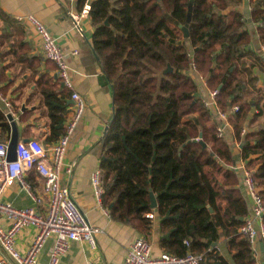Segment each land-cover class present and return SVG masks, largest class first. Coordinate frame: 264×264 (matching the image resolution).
I'll return each instance as SVG.
<instances>
[{
  "label": "trees",
  "instance_id": "16d2710c",
  "mask_svg": "<svg viewBox=\"0 0 264 264\" xmlns=\"http://www.w3.org/2000/svg\"><path fill=\"white\" fill-rule=\"evenodd\" d=\"M247 1L248 18L237 9L243 0H192L188 37L180 26L190 0L87 2L91 46L112 90V114L98 142L101 203L112 220L141 234L150 224L145 214L152 212L163 252L202 253L205 264L257 262L254 245L238 232L249 209L230 167L236 162L233 142L217 135L220 120L203 105L200 83L189 73L194 63L207 87L218 90L220 109L238 106L229 118L233 137L264 198V123L241 134L255 99L247 100L238 60L251 52L254 35L264 50V0ZM85 4L76 0V10ZM35 83L49 118L50 143L65 132L70 93L47 74ZM9 131L0 105V140ZM221 238L223 252L216 246Z\"/></svg>",
  "mask_w": 264,
  "mask_h": 264
},
{
  "label": "crops",
  "instance_id": "0c3cea01",
  "mask_svg": "<svg viewBox=\"0 0 264 264\" xmlns=\"http://www.w3.org/2000/svg\"><path fill=\"white\" fill-rule=\"evenodd\" d=\"M75 1L0 0V13L8 18V21H5L0 14V105L6 114L12 115L16 123L18 141L35 138L44 145L54 142L46 141L51 128L42 95L35 81L42 74L52 76L54 79L58 78L55 65L42 55L33 28L16 20L18 15L33 14L57 38L70 66L74 89L85 103L84 112L72 131L64 156V165H70L71 172L67 173L63 170L61 184L69 188L72 197L90 223L102 230L95 235L94 248L84 241L70 242L59 264H83L86 260H92L95 264H124L129 244L139 235L147 236L153 254H159L164 250L159 243L160 232L155 217L150 218L148 231L141 234L129 224L112 220L109 213H104L105 207L102 203L101 205L98 203L93 194L90 175L94 170L100 169L101 150L98 142L112 114V90L102 73L101 59L91 46L93 27L89 16L81 17L77 25L69 16V12H80L76 10ZM237 9L248 18L250 6L247 0H243ZM251 29L254 30L253 25ZM12 49H15V53H12ZM249 49L251 52L238 60V66L243 70L241 79L245 81L246 91L249 92L246 95L247 100L255 99L248 114L251 120L243 126L246 131L264 123V50L255 35L252 36ZM72 51H76V54H72ZM20 56H24V60H21ZM259 56L263 58V62L258 59ZM199 85L203 95L206 87L202 83ZM69 99L66 98L65 128L72 117V104L67 102ZM10 131L5 139L7 142ZM232 134V131L226 129L224 136L233 140ZM233 151L236 155L234 164H237L242 159L240 146L237 148L233 146ZM235 172L239 177V188L247 200L249 209L250 200L245 194L241 175L239 171ZM25 180L33 193L37 195L43 193L42 180L34 170L25 173ZM1 198L17 207L34 206L30 196L18 183L6 187ZM44 206L45 203L40 205L38 210H42ZM0 223L7 226L9 221L3 217ZM34 234L35 229L32 226L20 230L16 240V247L20 252L26 250ZM260 242L261 240L258 239L253 245L258 251L259 260L263 263V259H260ZM223 243L221 238L216 245L220 252H223ZM52 244L53 237H50L39 255V263L47 262ZM3 255L4 252L0 247V257Z\"/></svg>",
  "mask_w": 264,
  "mask_h": 264
},
{
  "label": "built area",
  "instance_id": "2783aa9c",
  "mask_svg": "<svg viewBox=\"0 0 264 264\" xmlns=\"http://www.w3.org/2000/svg\"><path fill=\"white\" fill-rule=\"evenodd\" d=\"M89 1L91 0H86V4L80 12H69L75 25L79 23L81 17L88 15L87 2ZM16 20L33 28L39 40L42 55L54 63L56 75L62 85L68 89L69 98L73 103L72 117L64 134L49 145H44L35 138L18 141L15 159L8 160V142L0 140V219L4 217L9 221L7 226L0 223V247L4 252V255L0 257V264H59L60 259L67 252L70 242L84 241L94 248L96 245L95 235L102 232L99 227L90 223L72 197L69 188L61 184L63 170L67 173L71 172V166L64 165V156L72 131L84 112L85 103L81 95L74 89L70 77V66L57 38L33 14L18 15ZM72 54H76V51H72ZM189 73L191 77L206 87L201 98L203 105L220 120V125L217 126V135L223 137L226 129L233 132L229 118L238 110V106L232 105L227 110L220 109L216 101L218 90L207 87L203 77L196 71L194 63L190 64ZM6 104L9 106L8 103ZM246 130L245 127H242L241 134ZM232 141L235 148L239 147V142L234 137ZM230 167L233 171H239L245 194L250 200L248 214L243 224L238 228V232L247 236L249 241L254 244L256 240L264 238V198L252 177V171L246 166L245 159H241ZM30 170H34L41 178L42 194L33 193L25 180V173ZM15 183H18L27 192L34 206L17 207L2 200L5 188ZM90 183L93 194L101 205L103 182L100 169L91 173ZM44 203V208L38 210V207ZM103 210L105 214H108L106 207ZM145 216L153 218V213H146ZM26 226H32L35 229V234L26 250L20 252L16 247L17 235ZM50 237H53V244L48 260L46 263H39V255L46 240ZM185 243L188 244V241ZM257 252L254 249L257 258L256 264H260ZM83 264H95V262L86 260ZM124 264H205V258L202 253L190 251L184 255L167 252L153 254L152 245L147 236L139 235L129 244Z\"/></svg>",
  "mask_w": 264,
  "mask_h": 264
},
{
  "label": "water",
  "instance_id": "95a60500",
  "mask_svg": "<svg viewBox=\"0 0 264 264\" xmlns=\"http://www.w3.org/2000/svg\"><path fill=\"white\" fill-rule=\"evenodd\" d=\"M191 1L192 0H190V3L188 5L186 23L184 25L180 26L184 37H188V23L191 20V12H192V2ZM168 69L170 70L171 68L169 67ZM67 102L71 103V104L73 103V101L71 99H69ZM6 117L9 121V124L11 127L10 136H9V140L7 143V146H8L7 159L8 160H14L15 156H16L15 155V149H16V145L18 143V134H17V129H16V123H15V121H14V119L10 113H7ZM199 135L201 136V134H199ZM23 141H26V139ZM201 144L203 146H205V144L202 141H201ZM149 197H150V207L152 209H155L156 208V195L152 191H150ZM260 249H261V251H264V245L262 242H260ZM263 264H264V262H263Z\"/></svg>",
  "mask_w": 264,
  "mask_h": 264
}]
</instances>
